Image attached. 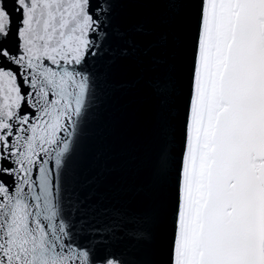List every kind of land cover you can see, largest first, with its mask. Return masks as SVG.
Masks as SVG:
<instances>
[{"label":"snow or ice","instance_id":"snow-or-ice-1","mask_svg":"<svg viewBox=\"0 0 264 264\" xmlns=\"http://www.w3.org/2000/svg\"><path fill=\"white\" fill-rule=\"evenodd\" d=\"M0 264H264V0H0Z\"/></svg>","mask_w":264,"mask_h":264},{"label":"water","instance_id":"water-1","mask_svg":"<svg viewBox=\"0 0 264 264\" xmlns=\"http://www.w3.org/2000/svg\"><path fill=\"white\" fill-rule=\"evenodd\" d=\"M141 11L138 5H128L124 9L125 18L133 20ZM114 77L118 80L130 81L134 78L135 71L129 64H120L113 69ZM141 97L136 92H117L105 103L104 116L101 124L103 126L110 121H117L115 131L110 138L118 146L120 137L129 130V120L121 119L122 116L130 117L137 113L141 107Z\"/></svg>","mask_w":264,"mask_h":264}]
</instances>
